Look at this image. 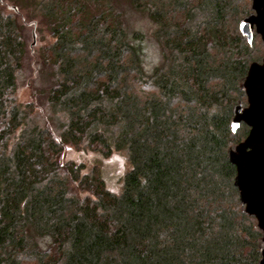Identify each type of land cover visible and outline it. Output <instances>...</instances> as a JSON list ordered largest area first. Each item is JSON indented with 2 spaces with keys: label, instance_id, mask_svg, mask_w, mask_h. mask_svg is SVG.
<instances>
[{
  "label": "trees",
  "instance_id": "1",
  "mask_svg": "<svg viewBox=\"0 0 264 264\" xmlns=\"http://www.w3.org/2000/svg\"><path fill=\"white\" fill-rule=\"evenodd\" d=\"M250 2L0 0V264H259L228 160L260 61L238 28ZM123 5L155 26L150 72ZM27 26L47 33L38 58ZM70 148L122 155L118 192Z\"/></svg>",
  "mask_w": 264,
  "mask_h": 264
},
{
  "label": "water",
  "instance_id": "2",
  "mask_svg": "<svg viewBox=\"0 0 264 264\" xmlns=\"http://www.w3.org/2000/svg\"><path fill=\"white\" fill-rule=\"evenodd\" d=\"M13 10L17 11L15 7ZM251 13L239 23V32L250 43L255 33L264 43V0H251ZM33 44L35 31H32ZM246 107L233 108L231 130L241 124L249 128L246 138L228 153L235 167L234 186L244 212L255 218L264 244V57L261 63H252L242 84ZM259 264H264V248Z\"/></svg>",
  "mask_w": 264,
  "mask_h": 264
},
{
  "label": "rangeland",
  "instance_id": "3",
  "mask_svg": "<svg viewBox=\"0 0 264 264\" xmlns=\"http://www.w3.org/2000/svg\"><path fill=\"white\" fill-rule=\"evenodd\" d=\"M251 5V2H250ZM124 9L127 10V18L129 25L132 26L143 34V65L144 69L147 72L152 71V69L158 65L161 60V51L160 48L153 36L155 26L149 20V17L146 13H136L123 5ZM33 8L22 9V13L27 17V20H33L35 12L32 11ZM33 28L27 26L23 29V42L26 45V53L28 51L36 57H39L41 48L45 45L47 40L46 31L35 32V42L33 44L32 38ZM255 38V49L252 52V55L256 58H261L264 55V44L261 42L260 37L258 35H254ZM259 61V62H260ZM25 66H28L27 61H25ZM36 85H40L39 82H36ZM26 86H22L19 90L20 99L26 100L30 88ZM242 106L246 107V97L244 95L243 98L240 99ZM65 160L73 161L78 165H84L85 169L83 172H89L92 168H96L100 172L107 188L112 192H118L121 186V179L126 169V161L122 155L113 154L110 157H103L99 154L94 153L90 150H76L74 148H70L66 150Z\"/></svg>",
  "mask_w": 264,
  "mask_h": 264
},
{
  "label": "flooded vegetation",
  "instance_id": "4",
  "mask_svg": "<svg viewBox=\"0 0 264 264\" xmlns=\"http://www.w3.org/2000/svg\"><path fill=\"white\" fill-rule=\"evenodd\" d=\"M254 34H255V33H254ZM260 40H261V39H260ZM263 57H264V55H263ZM263 57L261 58V61H262ZM261 61H260V62H257V63H259V64H260V63H261Z\"/></svg>",
  "mask_w": 264,
  "mask_h": 264
}]
</instances>
